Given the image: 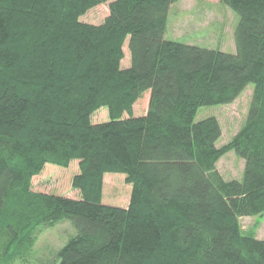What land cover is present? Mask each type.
<instances>
[{"label": "trees", "instance_id": "trees-1", "mask_svg": "<svg viewBox=\"0 0 264 264\" xmlns=\"http://www.w3.org/2000/svg\"><path fill=\"white\" fill-rule=\"evenodd\" d=\"M106 1L0 0V264L63 221L74 234L43 264H264L239 222L264 212V0H219L238 15L234 52L165 39L174 0H110L102 22L79 20ZM249 83L244 124L216 146L217 118L197 109ZM230 150L241 179L216 168ZM73 159L79 199L32 189L46 163ZM105 172L131 184L126 207L102 203Z\"/></svg>", "mask_w": 264, "mask_h": 264}, {"label": "rangeland", "instance_id": "rangeland-1", "mask_svg": "<svg viewBox=\"0 0 264 264\" xmlns=\"http://www.w3.org/2000/svg\"><path fill=\"white\" fill-rule=\"evenodd\" d=\"M110 0L95 5L79 16V20L97 24L108 15ZM238 15L219 0H174L167 12L166 27L163 37L187 44H195L207 48L234 52L235 43L233 29ZM126 38L123 44L124 57L121 66L130 63V55ZM253 84L249 83L241 93L229 103L200 106L194 116L198 121L208 116L217 118L221 134L216 146L228 142L245 122L248 106L252 96ZM150 91L145 90L132 105V115H143L148 106ZM126 113L122 117H127ZM106 107L95 110L90 121L97 123L107 120ZM244 161L233 150L224 153L217 161L216 168L225 180L241 179ZM78 172V161L73 159L67 167L46 163L40 173L31 179V187L35 191L48 192L79 199V191L72 187L71 180ZM131 184L126 183L125 174L105 172L102 178V203L123 207L129 202ZM243 233H248L256 239L264 240V212L257 215L239 218ZM74 234V229L68 221L41 229L32 248L21 257L14 259L12 264H43Z\"/></svg>", "mask_w": 264, "mask_h": 264}, {"label": "crops", "instance_id": "crops-1", "mask_svg": "<svg viewBox=\"0 0 264 264\" xmlns=\"http://www.w3.org/2000/svg\"><path fill=\"white\" fill-rule=\"evenodd\" d=\"M128 203L124 204L123 207H126Z\"/></svg>", "mask_w": 264, "mask_h": 264}]
</instances>
